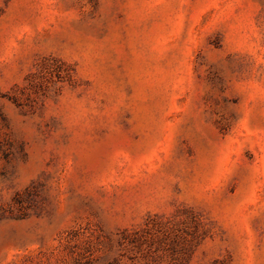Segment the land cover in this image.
Returning a JSON list of instances; mask_svg holds the SVG:
<instances>
[{
	"label": "rangeland",
	"instance_id": "374dc122",
	"mask_svg": "<svg viewBox=\"0 0 264 264\" xmlns=\"http://www.w3.org/2000/svg\"><path fill=\"white\" fill-rule=\"evenodd\" d=\"M0 264H264V0H0Z\"/></svg>",
	"mask_w": 264,
	"mask_h": 264
}]
</instances>
